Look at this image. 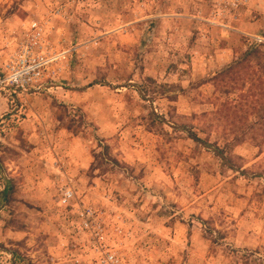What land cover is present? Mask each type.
I'll use <instances>...</instances> for the list:
<instances>
[{
    "label": "rangeland",
    "instance_id": "obj_1",
    "mask_svg": "<svg viewBox=\"0 0 264 264\" xmlns=\"http://www.w3.org/2000/svg\"><path fill=\"white\" fill-rule=\"evenodd\" d=\"M33 23L60 57L0 91V264H89L87 210L123 264H264L258 62L220 77L264 0H0V67Z\"/></svg>",
    "mask_w": 264,
    "mask_h": 264
},
{
    "label": "built area",
    "instance_id": "obj_2",
    "mask_svg": "<svg viewBox=\"0 0 264 264\" xmlns=\"http://www.w3.org/2000/svg\"><path fill=\"white\" fill-rule=\"evenodd\" d=\"M246 2L247 0H241ZM42 32L37 23L31 25V34L27 36L25 44L14 53L12 59L0 67V91L14 96L17 93L27 94L29 90L39 92L41 86H35L42 78L46 66L56 62L60 55L46 57L44 53ZM74 199L70 188H63L59 197V205L68 207ZM82 229L90 232L94 244V256L89 264H123L117 253L106 245V235L100 228L101 216L94 211L87 210L79 214Z\"/></svg>",
    "mask_w": 264,
    "mask_h": 264
},
{
    "label": "trees",
    "instance_id": "obj_3",
    "mask_svg": "<svg viewBox=\"0 0 264 264\" xmlns=\"http://www.w3.org/2000/svg\"><path fill=\"white\" fill-rule=\"evenodd\" d=\"M264 46L261 45V47H253L249 49L245 55H243V59L240 61H236L232 66L228 67L221 75L220 77H225L226 75H233L235 73V69L239 66L246 65L250 66V64L253 62V60L257 61V71L255 72V75H257V82L261 86L259 88V91L264 92V88H262V85L264 86ZM262 81V82H261ZM254 110H256L257 105L253 104Z\"/></svg>",
    "mask_w": 264,
    "mask_h": 264
}]
</instances>
